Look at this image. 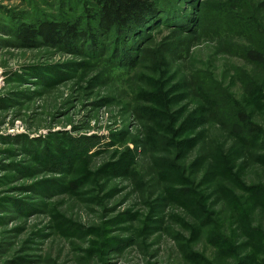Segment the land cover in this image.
<instances>
[{"label": "rangeland", "instance_id": "obj_1", "mask_svg": "<svg viewBox=\"0 0 264 264\" xmlns=\"http://www.w3.org/2000/svg\"><path fill=\"white\" fill-rule=\"evenodd\" d=\"M75 1L0 0V264H246L255 249L212 165L233 159L244 186H264V0H162L118 57L113 36L98 49L16 39L24 23L76 20ZM236 3L256 31H202L206 9ZM202 86L237 103L255 140L201 118L226 98ZM198 193L220 200L216 223L189 207ZM246 213L264 229L263 207ZM217 231L234 250L219 252Z\"/></svg>", "mask_w": 264, "mask_h": 264}, {"label": "trees", "instance_id": "obj_2", "mask_svg": "<svg viewBox=\"0 0 264 264\" xmlns=\"http://www.w3.org/2000/svg\"><path fill=\"white\" fill-rule=\"evenodd\" d=\"M61 2L64 0H59ZM242 4L244 0H239ZM241 3H236L235 6L225 7L223 4L215 6L213 9H206L203 13L208 23L212 25L209 29H202L211 31V34H218L223 30L227 32H235L240 35L251 34L252 31H256L257 27L251 26L246 17H242L239 13ZM76 5L81 6L82 15L77 16L76 20L69 19L65 16H61L60 19H53L51 22L38 21L35 24L24 23L19 25V31L16 39L23 45L31 48L37 45H43L48 48H68L71 46H77L80 42H86L91 44L92 49L103 48L102 39H109L111 36L115 38V53L118 57V51L121 45L128 43V40L139 37L147 29H155L154 26L162 19L161 14L162 6L164 5L162 0H76ZM69 6V5H67ZM70 10L72 7H68ZM238 9V10H237ZM234 10L237 12H234ZM84 18L85 21H84ZM49 20V19H47ZM62 22H59L61 21ZM254 21V20H252ZM59 22V23H58ZM92 23H95L92 25ZM84 24L85 27H82ZM213 31V32H212ZM132 36H135L132 38ZM137 45L134 47L136 50H140L138 39L135 42ZM141 47V46H140ZM248 52V51H247ZM260 57V55H258ZM264 54L260 60H263ZM133 63L135 61L133 60ZM128 64V63H127ZM202 92L206 96L211 97L216 94H225L224 91H220L217 88L207 89L202 86ZM223 105L218 108L203 109L202 117L207 120L210 115L216 117L219 124L226 127L228 132L230 131L239 142L249 145V143L257 137L254 132L250 131L249 126L243 122L242 113L238 110L236 102L230 100L229 95L225 94ZM229 98V100H228ZM209 100V99H208ZM206 100V101H208ZM4 102V100H0ZM6 102L8 100H5ZM163 115H161L162 117ZM163 144L168 141L167 137H161ZM246 147V146H245ZM233 159L228 160L220 155L212 165L215 175L221 178L219 180L220 187L224 191L225 198H229L231 204H234L238 210H240V220L244 224V228L248 233V244L255 249V253L246 259V264H260L258 254H264V229L250 228L252 223L251 218L246 212H250V209L263 207L264 208V186L255 185L246 187L243 185L240 176L234 171ZM238 183L242 188L248 189L246 193L249 195L245 198L236 200L233 194L230 192V187L225 183ZM185 193H188L185 191ZM199 200L190 201L189 207H195L198 212L195 215L199 216L201 210L204 215H209L211 219H208L209 224L216 223L217 220L213 219V213L210 212V201L213 198L219 200L214 193H205V195L198 193ZM170 197L174 198L171 202L185 200L189 198V195L180 196L170 193ZM220 201V200H219ZM169 202V201H168ZM242 212V214H241ZM224 224V222H223ZM245 225H249L248 229ZM243 231V229H242ZM212 243H215L219 252H227L228 250H234L231 248L230 242L220 232H213L209 238ZM231 248V249H230ZM242 248V247H240Z\"/></svg>", "mask_w": 264, "mask_h": 264}]
</instances>
